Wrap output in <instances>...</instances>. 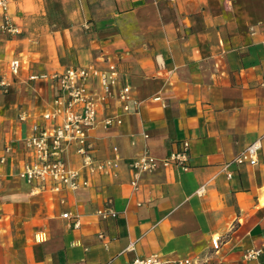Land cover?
I'll return each instance as SVG.
<instances>
[{
  "label": "crops",
  "instance_id": "obj_1",
  "mask_svg": "<svg viewBox=\"0 0 264 264\" xmlns=\"http://www.w3.org/2000/svg\"><path fill=\"white\" fill-rule=\"evenodd\" d=\"M6 17L17 32L0 35V264H129L152 254L165 264H264V0H10ZM13 58L23 64L15 77ZM108 62L139 102L121 114L114 87L88 132L94 156L117 168L87 188L33 194L19 178L24 140L53 88L28 77ZM107 116L122 123L105 129ZM257 139V164L228 179L223 166ZM181 141L189 170L159 166L132 190L128 162L146 152L162 160ZM65 158L79 168L73 150ZM108 210L114 217L98 214Z\"/></svg>",
  "mask_w": 264,
  "mask_h": 264
},
{
  "label": "built area",
  "instance_id": "obj_2",
  "mask_svg": "<svg viewBox=\"0 0 264 264\" xmlns=\"http://www.w3.org/2000/svg\"><path fill=\"white\" fill-rule=\"evenodd\" d=\"M10 0H0V35L16 33V28L6 17V10ZM22 61L13 58L8 64L10 76H18L22 69ZM47 81L53 88V97L49 107L41 114L39 122L30 128V134L24 140L25 152L29 160L25 162L19 178L31 187L33 194L41 192H62L64 190H78L87 188L91 178L109 176L118 166L115 159L98 160L93 154V146L88 139V132L97 123V108L99 104L107 103L113 98L112 90L119 86L117 102L121 114L136 112L138 100L133 98L131 87L126 83L119 84V71L115 63L108 62L104 70L94 65L70 66L62 72L53 74H34L28 81ZM97 83V87L94 85ZM264 88V78L261 82ZM0 90L8 92V82L0 78ZM21 122L25 115L19 116ZM120 117H106L102 125L105 129L120 125ZM70 150L80 158L79 168L68 166L66 155ZM115 150V149H114ZM261 151V140L257 139L248 145L235 158L223 166L228 179L232 176V168L243 164L254 166L258 162ZM10 152V148H5ZM189 144L187 141L178 143V149L162 160H157L149 153H144L128 162L131 172L130 185L136 191L139 187L141 176L151 174L159 166L168 168L175 166L182 171L189 170ZM201 188L199 195L202 193ZM103 217L112 216L114 212H98ZM63 217H67L66 214ZM219 238L211 240L212 253L220 250ZM255 252H248L246 258L254 259ZM163 258L152 254L145 258H135L129 264H165ZM174 264H219L211 262V258L204 259L186 256L177 259Z\"/></svg>",
  "mask_w": 264,
  "mask_h": 264
}]
</instances>
